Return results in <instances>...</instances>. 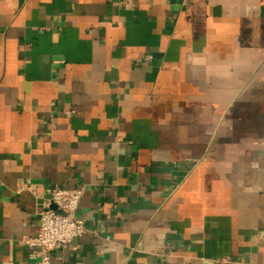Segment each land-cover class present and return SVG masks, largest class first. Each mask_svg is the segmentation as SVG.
I'll return each instance as SVG.
<instances>
[{"label": "crops", "instance_id": "obj_1", "mask_svg": "<svg viewBox=\"0 0 264 264\" xmlns=\"http://www.w3.org/2000/svg\"><path fill=\"white\" fill-rule=\"evenodd\" d=\"M54 186L53 264H264V0H0V264Z\"/></svg>", "mask_w": 264, "mask_h": 264}, {"label": "built area", "instance_id": "obj_2", "mask_svg": "<svg viewBox=\"0 0 264 264\" xmlns=\"http://www.w3.org/2000/svg\"><path fill=\"white\" fill-rule=\"evenodd\" d=\"M48 193L37 233L23 238L32 247L36 264H53L54 250L67 246L88 230L85 218L78 213L83 186H54L48 188Z\"/></svg>", "mask_w": 264, "mask_h": 264}]
</instances>
